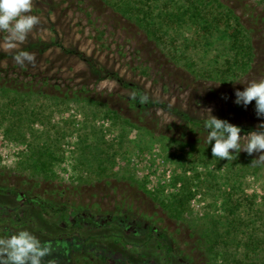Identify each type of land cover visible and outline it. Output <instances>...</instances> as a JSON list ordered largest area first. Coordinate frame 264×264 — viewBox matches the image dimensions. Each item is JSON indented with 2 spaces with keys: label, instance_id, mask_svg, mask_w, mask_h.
<instances>
[{
  "label": "rangeland",
  "instance_id": "1",
  "mask_svg": "<svg viewBox=\"0 0 264 264\" xmlns=\"http://www.w3.org/2000/svg\"><path fill=\"white\" fill-rule=\"evenodd\" d=\"M219 1L239 17L253 45L248 71L227 83L196 78L169 59L134 19L106 0H33L30 14L38 16L39 24L23 44L8 50L7 34L0 33V88L10 90L0 94V104L17 93L40 113L38 121H31L29 109L25 112L23 139L8 135L5 121L0 123V238L27 230L43 242L46 237L72 234L74 228L68 223L77 208L100 207L108 212L128 207L132 225L152 224L166 236V245L157 247L152 240L142 246L144 241L132 236L134 245L145 250L132 247L130 262H138L144 253L151 264H264V246L257 259L250 252L256 235L264 234L255 210L244 218L229 246L221 245L217 254L208 251L213 233L225 230L229 222L222 204L226 187L222 181L229 166L237 170L245 164L246 193L255 192V207L264 209V160L260 159L264 153L241 151L219 166L198 161L211 150L202 128L207 109L244 128L245 137L253 130L264 131L260 127L264 117L257 116L254 101L247 107L234 103L236 90L264 79V2ZM215 46L206 51L208 59L219 55L218 40ZM204 49L200 44L185 54L196 51L204 57ZM21 50L34 54L35 63L17 65L14 55ZM145 95L147 102L141 100ZM107 111L119 118L113 119ZM83 132L86 144L92 145L89 150L82 148ZM44 145L59 156L52 166L53 177L30 164L36 147ZM211 172L219 176V185L196 188L184 218L172 217L157 202L155 195L166 199L179 190L174 176L183 175L194 186L195 174L202 179ZM25 196L42 200L45 209L23 203ZM62 206L66 207L61 212ZM50 245L52 253L60 251L57 244ZM115 247L117 252L119 246Z\"/></svg>",
  "mask_w": 264,
  "mask_h": 264
},
{
  "label": "trees",
  "instance_id": "2",
  "mask_svg": "<svg viewBox=\"0 0 264 264\" xmlns=\"http://www.w3.org/2000/svg\"><path fill=\"white\" fill-rule=\"evenodd\" d=\"M110 6L123 16L134 19L147 35L156 41L162 47L165 54L173 62L181 64L186 70L191 72L196 78L213 80L220 83L232 82L240 76H243L250 68L253 59V45L248 29L240 22L239 17L228 6L219 0H106ZM264 2V0H261ZM193 31V34L189 33ZM191 34V35H190ZM217 40L221 44L219 55L213 59L207 58V52L215 46ZM204 44V57L195 53L185 54L191 47L195 48ZM216 47V46H215ZM221 57V58H219ZM10 90L0 88V94H7ZM24 96V95H23ZM20 94L15 93L7 103L0 104V123L5 121V131L8 135L23 139L25 135V125L23 116L29 109L31 117L29 120L38 121L40 119L39 111L34 107L30 108L26 104V99ZM107 115L113 119L119 118V115L107 111ZM43 119V118H42ZM87 119V116H86ZM83 126L82 130L85 129ZM238 126V125H237ZM240 127V126H239ZM242 131L244 128L240 127ZM82 148L91 149V144H86L85 133L81 134ZM81 148V149H82ZM102 152H100L101 154ZM34 160L30 162L34 169L43 172L46 176L53 177L52 166L54 161L59 160V156L48 145L36 147L32 154ZM108 155V154H107ZM115 155L114 153L111 156ZM200 163L215 162L221 164L227 162L226 159L213 157L211 150L202 153L198 157ZM193 163L191 160L190 164ZM28 164V166L30 165ZM104 165L102 162L98 163ZM99 165V166H100ZM243 164L238 169H231L229 166L226 171V178L222 181L224 188L223 208L226 210L228 224L225 230L215 231L209 240L208 251L215 252L221 245H228L230 239L238 237L240 228L244 224V218L249 216L250 211L257 213L258 220L264 223V209L255 207L256 193H246L244 178L249 172ZM184 167V171L186 168ZM104 170V166H100ZM253 171H258V166L252 167ZM195 185L189 184L188 179L183 175L173 177V184L176 187L180 183L179 190L172 193L169 198L161 199L155 195L157 202L168 211V213L177 219L184 218L189 210V202L195 195L196 188L209 190L219 185V176L214 172L207 173L201 179L199 174L194 175ZM64 211V208H59ZM263 229V228H262ZM162 244H165V235L160 234ZM264 246L263 236L256 235L250 246V252L257 259L258 249ZM250 252L245 256L250 258ZM253 262V261H252Z\"/></svg>",
  "mask_w": 264,
  "mask_h": 264
},
{
  "label": "clouds",
  "instance_id": "3",
  "mask_svg": "<svg viewBox=\"0 0 264 264\" xmlns=\"http://www.w3.org/2000/svg\"><path fill=\"white\" fill-rule=\"evenodd\" d=\"M33 0H0V33H6L5 48L16 50L27 39L39 18L30 14ZM17 65L35 63V55L28 51H18L14 55ZM235 82H241L236 80ZM141 100L147 102L148 97ZM255 102L258 117H264V79L245 84L243 90H236L234 103L247 107ZM208 117L202 128L206 132L205 144H211V154L219 159L233 160L241 152L251 155L264 153V131L253 130L247 136L241 135V128L225 119L217 118L207 109ZM264 128V122L260 124ZM242 138L246 140L242 144ZM214 142V143H213ZM264 160V156L260 157ZM51 245L42 243L34 234L20 230L7 238H0V264H44V258L50 255Z\"/></svg>",
  "mask_w": 264,
  "mask_h": 264
},
{
  "label": "flooded vegetation",
  "instance_id": "4",
  "mask_svg": "<svg viewBox=\"0 0 264 264\" xmlns=\"http://www.w3.org/2000/svg\"><path fill=\"white\" fill-rule=\"evenodd\" d=\"M22 202L31 205L39 204L45 209L43 201L36 197L25 196ZM62 207L65 209L66 206ZM77 209L71 224L68 223L74 228L72 234L43 239L42 243H55L60 247L58 253L51 251L47 256L48 261L47 257L44 258V264H52L54 260L59 261L60 264H151L144 257V253L138 256V262H130L128 254H131V248L134 246L143 248V243L150 240L155 242L156 247L163 245L160 237L162 233L157 232L152 224H143L138 221L134 225L131 224L128 207H124L123 211L108 212H102L100 207L96 210L86 207ZM83 226H85L84 230H82ZM130 226L133 228L131 229ZM132 236L143 240L144 242L140 244L142 246L134 245ZM116 245L119 246L117 252H115Z\"/></svg>",
  "mask_w": 264,
  "mask_h": 264
}]
</instances>
